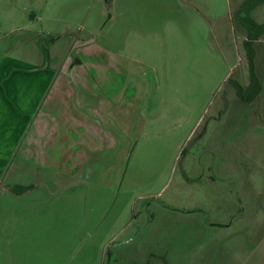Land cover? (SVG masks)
Instances as JSON below:
<instances>
[{"label": "rangeland", "instance_id": "obj_1", "mask_svg": "<svg viewBox=\"0 0 264 264\" xmlns=\"http://www.w3.org/2000/svg\"><path fill=\"white\" fill-rule=\"evenodd\" d=\"M245 1L0 0V61L51 74L12 100L0 264H264V34L260 94L233 86Z\"/></svg>", "mask_w": 264, "mask_h": 264}, {"label": "crops", "instance_id": "obj_2", "mask_svg": "<svg viewBox=\"0 0 264 264\" xmlns=\"http://www.w3.org/2000/svg\"><path fill=\"white\" fill-rule=\"evenodd\" d=\"M45 72L51 75L48 71L35 69L27 62L20 63L10 58L0 61V185L8 177L12 148L20 138L17 132L20 126L18 121H22L21 131L25 121V117L22 120L17 119L15 109L18 107L12 100L21 103L24 110L30 109L32 101L36 102L38 94L43 92L38 75H45Z\"/></svg>", "mask_w": 264, "mask_h": 264}, {"label": "trees", "instance_id": "obj_3", "mask_svg": "<svg viewBox=\"0 0 264 264\" xmlns=\"http://www.w3.org/2000/svg\"><path fill=\"white\" fill-rule=\"evenodd\" d=\"M264 3V0H256L255 2H252V0L249 1V4L245 3L241 6L240 14L244 12V14L247 15V17H241L242 23L244 25L248 24L252 27L251 31L252 33L248 34L247 40L245 41V48L247 50V56L249 59V67H250V86L247 89H244L240 84L235 82L233 86L236 89L237 95L240 100L245 102H253L256 97L261 92V85L259 83V79L257 75L254 72L253 64H254V50H253V42L257 40L262 34H264V25H257L252 18L249 16L250 12H253V10L258 7L260 4ZM246 5V6H245ZM33 186L23 187V191H28L32 189ZM14 191H16L14 189Z\"/></svg>", "mask_w": 264, "mask_h": 264}]
</instances>
